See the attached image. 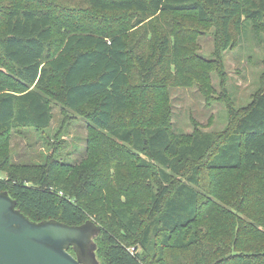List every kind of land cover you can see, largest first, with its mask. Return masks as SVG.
<instances>
[{
	"label": "trees",
	"instance_id": "16d2710c",
	"mask_svg": "<svg viewBox=\"0 0 264 264\" xmlns=\"http://www.w3.org/2000/svg\"><path fill=\"white\" fill-rule=\"evenodd\" d=\"M174 15L183 21L192 15L201 24L217 18L227 49L233 31L264 25V0H0V174L6 173L0 193L8 192L33 222L80 226L93 218L102 227V264H264V181L255 178L264 175V89L223 135L182 137L162 122H123L130 108L131 57L146 96L167 90L154 80L172 49L184 45V35L167 20ZM142 25L134 42L129 32ZM57 31L66 42L54 57ZM190 61L176 56L184 71L192 72ZM57 78L60 89L54 87ZM201 82L208 95V82ZM51 99L91 124L90 158L72 169L53 158L31 168L12 165L11 132L48 130ZM120 150L136 174L148 172L154 185L133 208L105 197L114 184L98 174L126 163L115 156ZM203 171L243 176L224 188L211 181L205 191ZM124 181H118L121 194L130 186Z\"/></svg>",
	"mask_w": 264,
	"mask_h": 264
},
{
	"label": "rangeland",
	"instance_id": "374dc122",
	"mask_svg": "<svg viewBox=\"0 0 264 264\" xmlns=\"http://www.w3.org/2000/svg\"><path fill=\"white\" fill-rule=\"evenodd\" d=\"M155 18L156 16L150 20ZM184 19L183 21L175 15L167 19L171 28L175 27V32L180 31L184 35V45L182 48L179 47L178 51L174 52L172 49L173 54L169 57L168 64L158 68L154 82L155 85L160 82L166 84L168 86L166 93L161 92L164 91L161 88L155 96H146L148 88L144 86L140 68L135 65L131 57V83L127 91L130 95V108L123 122L140 126L162 122L173 134L182 137L197 132L223 135L240 110L251 103L259 89H264V25L255 28L246 24L239 30L233 31L232 43L226 49L217 18L208 24H201L192 15ZM143 27L145 26H139L129 32L134 42L143 33ZM65 42L63 33L57 31L52 52L54 57L60 55ZM137 53V51L131 52L133 56ZM154 53L157 54L156 51ZM177 55L191 60L188 64L194 67L192 72L190 70L188 72V69L184 71V65L176 63ZM156 57L157 55L153 58ZM194 73L200 76L201 80L208 82L209 86L206 89L208 95L200 89L203 88L202 82L198 78L194 79L192 76ZM54 87L60 89L59 78ZM51 108L53 119L48 130L20 128L11 132L8 154L12 165L31 168L47 164V161L53 158L56 165L72 169L90 158L88 140L93 130L88 120L74 111L66 110L55 99H51ZM117 146L123 147L120 143ZM124 150L116 151L115 156H126ZM119 160H124L126 163L119 167H107L98 172L114 184L112 193L109 194L105 189L103 195L113 196L111 200L113 203L118 202L120 198L122 205L133 208L141 204L140 200L148 199L151 194L148 187L154 186L153 181L150 180L148 172L136 174L133 165L127 163L126 157ZM129 171L136 175L135 178L126 174ZM238 176L243 174L203 171L202 188L206 191L211 181L217 184L218 188H224L229 181L235 180ZM4 177L6 178L5 172L0 174V178ZM260 177L262 178H255L264 181V175ZM123 178L130 184L127 194H121L122 190L118 188V181H124ZM135 182L137 185L132 187V183ZM209 198L214 200V196ZM88 221L101 227L93 218ZM99 236L94 239V243L97 261L102 264L97 254ZM69 252L72 255L76 254L72 248Z\"/></svg>",
	"mask_w": 264,
	"mask_h": 264
},
{
	"label": "water",
	"instance_id": "95a60500",
	"mask_svg": "<svg viewBox=\"0 0 264 264\" xmlns=\"http://www.w3.org/2000/svg\"><path fill=\"white\" fill-rule=\"evenodd\" d=\"M101 232L90 221L80 226L33 222L8 192L0 193V264H99L94 239Z\"/></svg>",
	"mask_w": 264,
	"mask_h": 264
}]
</instances>
